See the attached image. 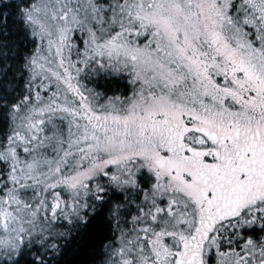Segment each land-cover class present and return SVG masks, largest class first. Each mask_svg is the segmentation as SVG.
<instances>
[{
	"label": "snow or ice",
	"instance_id": "snow-or-ice-1",
	"mask_svg": "<svg viewBox=\"0 0 264 264\" xmlns=\"http://www.w3.org/2000/svg\"><path fill=\"white\" fill-rule=\"evenodd\" d=\"M0 264H264V0H0Z\"/></svg>",
	"mask_w": 264,
	"mask_h": 264
}]
</instances>
